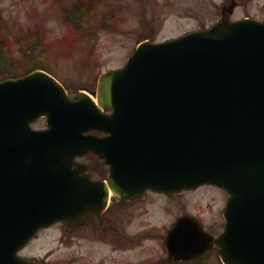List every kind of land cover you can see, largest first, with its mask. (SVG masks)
<instances>
[{
  "label": "water",
  "instance_id": "water-1",
  "mask_svg": "<svg viewBox=\"0 0 264 264\" xmlns=\"http://www.w3.org/2000/svg\"><path fill=\"white\" fill-rule=\"evenodd\" d=\"M40 118L47 128L33 130ZM88 152L109 166L120 198L227 191L218 238L183 216L166 236L169 258L212 248L223 264H264V23L222 13L209 29L142 42L99 76L96 103L42 70L0 81V264H44L17 253L41 228L101 210L105 199L72 169Z\"/></svg>",
  "mask_w": 264,
  "mask_h": 264
},
{
  "label": "rangeland",
  "instance_id": "rangeland-1",
  "mask_svg": "<svg viewBox=\"0 0 264 264\" xmlns=\"http://www.w3.org/2000/svg\"><path fill=\"white\" fill-rule=\"evenodd\" d=\"M229 1L0 0V44L12 74H23L34 63L71 94L85 90L91 95L99 75L121 67L139 40L162 41L208 27ZM235 1L239 7L231 19L264 21V0ZM42 127L43 120L33 124ZM90 162L95 163L93 158ZM209 190L201 188L174 201L147 195L133 209L146 213L144 230L154 237L129 241L113 254L105 240L60 224L41 230L21 254L49 264H97L104 257L112 258L106 264H155L166 256L160 235L176 214L186 211L208 229L217 225L226 195ZM137 218L128 224L130 233L138 229ZM201 264L222 263L212 254Z\"/></svg>",
  "mask_w": 264,
  "mask_h": 264
},
{
  "label": "flooded vegetation",
  "instance_id": "flooded-vegetation-1",
  "mask_svg": "<svg viewBox=\"0 0 264 264\" xmlns=\"http://www.w3.org/2000/svg\"><path fill=\"white\" fill-rule=\"evenodd\" d=\"M236 8L239 7L238 3L236 2ZM235 8V9H236ZM95 133V132H93ZM97 135H102L100 133H95ZM94 159L95 163L90 162V159ZM76 161L78 163H85L89 167L81 168L78 166L76 170V176L78 180L84 184L91 183L96 187L98 190L97 199L100 201L105 199L104 205L101 208L100 212H97L91 215L89 218L76 222V224L69 226L66 223H59L60 225H64L65 227L72 229L78 234L81 233H88L91 236L98 237L102 240H105L112 248L110 253L113 254L114 252L118 251L117 248L124 247L125 243L129 241H145L152 239L154 235L146 230H144L145 225L148 221L143 219L146 215L144 212L135 213L137 204L141 202L147 195H151L153 197L162 198L164 200H176L177 198H181L185 195L192 194L201 188H207L210 192H220L224 194V190L219 189L212 185H202L193 191H186L182 190L180 192H173V193H163V192H156L150 189L145 190L142 193L127 196L124 198H120L115 196L111 193L109 189H107L108 183L110 182L109 170L106 165L102 163V160L99 159L94 154H88L84 157L77 158ZM76 166L74 165L73 168ZM103 186L106 187V192L103 191ZM215 190V191H214ZM226 203V199L223 201V206L219 213V221H216L217 225L213 226L212 228H207L199 219L197 221L200 223L202 229L207 232L210 236L214 239L218 237V235L223 230V209ZM184 215H190L186 211H182L179 214H176L172 219V223L165 229L164 232L160 235V240H165V237L175 223V221ZM137 218V226L138 229L134 232L130 233L128 230V224H133L134 218ZM192 216V215H190ZM215 255L216 253L214 250H209L206 254L202 257H207L208 255ZM200 258V259H202ZM34 259L35 258H30ZM112 260L110 257L100 258L97 261V264H106L107 261ZM167 257H163L160 260H157L155 264H175L172 260L167 261ZM38 261V260H36ZM40 262H44V259L40 260ZM127 263V262H126Z\"/></svg>",
  "mask_w": 264,
  "mask_h": 264
},
{
  "label": "trees",
  "instance_id": "trees-1",
  "mask_svg": "<svg viewBox=\"0 0 264 264\" xmlns=\"http://www.w3.org/2000/svg\"><path fill=\"white\" fill-rule=\"evenodd\" d=\"M83 3V2H82ZM76 5V4H74ZM1 44H0V80L8 78V77H17L19 76V74H12V67H7V63H8V58H6V56L4 55V52H2V48H1ZM6 58V59H5ZM25 72H23V74L33 70V69H38V67H35L34 63L28 64L27 67L25 68ZM22 75V74H20ZM200 262H193L191 264H199Z\"/></svg>",
  "mask_w": 264,
  "mask_h": 264
}]
</instances>
